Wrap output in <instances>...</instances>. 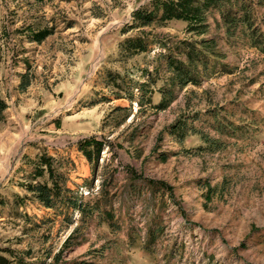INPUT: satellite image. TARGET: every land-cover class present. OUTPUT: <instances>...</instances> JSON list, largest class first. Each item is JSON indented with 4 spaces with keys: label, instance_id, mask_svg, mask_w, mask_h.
<instances>
[{
    "label": "rangeland",
    "instance_id": "rangeland-1",
    "mask_svg": "<svg viewBox=\"0 0 264 264\" xmlns=\"http://www.w3.org/2000/svg\"><path fill=\"white\" fill-rule=\"evenodd\" d=\"M150 1L0 0L1 254L44 264H264V45L241 26L228 31L215 8L203 34L176 19L135 25ZM254 1L264 40V3ZM43 28L52 33L34 41ZM137 36L149 47L130 53L125 41ZM186 42L208 62H198L197 83L181 86L164 55L186 59ZM145 82L152 101L140 105ZM184 120V136L170 131ZM90 137L106 145L95 171L78 143ZM42 152L75 163L69 185L107 200L113 225L78 214L68 225L28 198L22 184Z\"/></svg>",
    "mask_w": 264,
    "mask_h": 264
},
{
    "label": "trees",
    "instance_id": "trees-1",
    "mask_svg": "<svg viewBox=\"0 0 264 264\" xmlns=\"http://www.w3.org/2000/svg\"><path fill=\"white\" fill-rule=\"evenodd\" d=\"M260 3H264V0H260ZM254 4V0H151L147 6H142L134 12L135 25L143 26L153 22L165 24L176 19L186 21L190 31L203 34L209 27L207 12L215 8L219 11L222 22L228 31L235 30L241 26L245 30L248 29L250 31L251 35H253L252 39L258 46H263L264 40L261 38L260 33L253 30ZM32 33L34 41L42 42L52 33V30L49 28L33 29ZM210 41L212 42L213 40L205 39L201 42L209 43ZM125 45L130 53L146 51L149 47L148 41L141 36L127 38ZM183 53L186 59L173 55H164L168 59L167 62L170 68L174 69L173 81H178L181 86H185L190 82L197 83L199 81L197 64L198 62L202 64L208 62L206 52L203 48H198L195 44L186 42ZM22 79L21 87L25 88L30 83V78H28L27 74H23ZM147 83H139L140 98H142V100L138 101L140 105H143L145 100L152 101L151 96L148 95V90L145 89ZM129 97L131 101L134 100L133 88ZM165 105L166 103L162 102L158 105L156 104L155 107ZM5 106V101L0 97V113H2ZM199 117L197 115L193 119L196 120ZM185 122V120L184 122H178L172 126L170 131L172 133H181L184 136ZM78 143L80 149L94 167V171L97 170L100 166L101 152L106 146L105 142L96 137H90L80 140ZM74 165L75 163L66 156L55 157L47 152L38 154L35 159L31 160L32 170L25 183L22 184L31 194L30 197H26L33 198L47 209H52L55 216H62L68 225L76 222V214L79 215V220L84 223H88L92 218L100 216L113 225L114 213L108 208L107 200H102L101 196L93 197L92 193L88 197L84 196L80 188L74 189L69 185L70 171ZM132 171L131 169L130 172L134 173ZM88 181L86 180L85 182ZM91 181L93 182V179ZM149 181L153 186L158 187L159 190L172 189L165 182ZM82 186L80 185V187ZM75 230H78V228ZM151 231L152 236H155L156 231ZM5 251L10 253V257L0 253V264H44L40 260L29 262L24 256L14 250L5 249ZM80 264L89 263L83 261Z\"/></svg>",
    "mask_w": 264,
    "mask_h": 264
}]
</instances>
